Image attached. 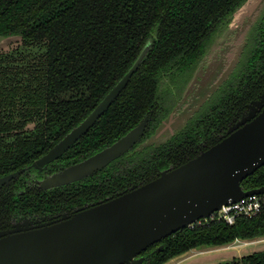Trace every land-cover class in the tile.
I'll list each match as a JSON object with an SVG mask.
<instances>
[{"label":"trees","instance_id":"obj_1","mask_svg":"<svg viewBox=\"0 0 264 264\" xmlns=\"http://www.w3.org/2000/svg\"><path fill=\"white\" fill-rule=\"evenodd\" d=\"M244 1L0 0V35L20 36L15 46L0 50V176L46 153L150 43L125 88L84 135L40 173L30 166L0 189V230L15 210L56 211L93 202L144 183L197 153L192 149L202 137L222 127L264 87V0L220 88L178 133L159 146L137 150L136 144L87 179L45 191L26 185L34 174L39 178L100 150L145 115L150 120L144 136L152 134ZM241 185L263 186L264 164ZM201 222L150 245L140 254L145 257L141 264H163L203 244L218 248L236 238L262 239L264 204L258 215L238 216L232 224L216 218ZM217 264H264V251Z\"/></svg>","mask_w":264,"mask_h":264},{"label":"water","instance_id":"obj_2","mask_svg":"<svg viewBox=\"0 0 264 264\" xmlns=\"http://www.w3.org/2000/svg\"><path fill=\"white\" fill-rule=\"evenodd\" d=\"M246 2L232 14L228 27ZM16 40L20 36L0 35V50ZM149 44L144 45L127 72L93 109L35 159L31 167L40 172L89 130L125 88ZM252 116L240 119L227 136L193 158L164 168L154 178L132 185L114 197L47 221L24 218L13 222L10 228L1 229L0 264H141L145 257L140 254L162 238L198 221L207 222L229 200L236 202L247 195L264 194V185L252 189L241 185L243 179L264 164V107ZM149 120L150 115H145L135 126L90 156L36 180L37 186L45 190L84 179L136 144V149L141 150L165 143L187 121L167 140L153 144L147 141L149 137L140 141L148 130ZM27 168L0 176V188ZM236 241L241 240L236 238L231 243Z\"/></svg>","mask_w":264,"mask_h":264},{"label":"rangeland","instance_id":"obj_3","mask_svg":"<svg viewBox=\"0 0 264 264\" xmlns=\"http://www.w3.org/2000/svg\"><path fill=\"white\" fill-rule=\"evenodd\" d=\"M260 1L261 0H247V2L236 12L228 29L217 40V44L215 43L214 46L216 47L210 49L211 52L209 53V56L205 55L204 59L199 64L196 72L193 75V79L188 85L180 102L174 108L175 110L173 113L164 120V122L158 127L156 132L151 137H147L148 142L153 144L162 143L172 134L177 132L183 126L192 112L196 110L203 102L207 94L213 90L214 86H216V84L220 83L221 80L226 77L228 70L233 65L239 52V35L250 24L254 13L257 11L263 0L261 2ZM259 2L260 4L258 8H256ZM18 41L19 40L10 42L4 49L15 46ZM29 127H31V125ZM258 241L259 242L247 246L237 245L235 247L231 246V243V245H228L229 247L223 246L215 249L212 246L204 244L197 247L196 251L198 249H209V252H205L204 254H194L196 256L190 258L186 262L193 261L196 258L202 260L208 257L206 261L209 262L206 264H217L232 258H238L239 254H248L254 250L264 248V240ZM188 254L193 253L188 252L184 256ZM180 257L181 256H177L169 259L163 264H172Z\"/></svg>","mask_w":264,"mask_h":264},{"label":"flooded vegetation","instance_id":"obj_4","mask_svg":"<svg viewBox=\"0 0 264 264\" xmlns=\"http://www.w3.org/2000/svg\"><path fill=\"white\" fill-rule=\"evenodd\" d=\"M256 14H257V12L256 13H254V15H253V17H252V19L254 20V18L256 17ZM230 22V21H229ZM228 27V25L226 26V28ZM248 27V26H247ZM246 27V28H247ZM225 28V29H226ZM244 30H246V29H244ZM244 32V31H243ZM243 32L239 35V45H240V48H242L241 46L243 45ZM223 33V32H222ZM220 38V36H218L217 37V39L215 40V43L217 44V40ZM216 46H214L213 48H215ZM212 48V49H213ZM211 51L210 50H208V52H207V54H206V56H209V53H210ZM233 67V66H232ZM231 69V68H230ZM229 69V70H230ZM197 70V69H196ZM228 70V71H229ZM196 72V71H195ZM223 80H221V82H222ZM220 82V83H221ZM220 83H218V84H216V86H214V88H213V90H211L208 94H207V96L205 97V99L203 100V102H202V104L204 103V101L206 102V100L207 99H209V97L210 96H213L215 93H216V90H218L219 88H220ZM188 87V86H187ZM187 89V88H186ZM183 97V96H182ZM180 100H181V98H179ZM180 100L178 101V103L180 102ZM177 103V104H178ZM201 104V105H202ZM177 106V105H176ZM175 106V107H176ZM200 106V105H199ZM264 107V87H262V89L260 90V92L258 93V95L255 97V98H252V99H250L249 100V102L248 103H246V105L244 106V108L242 109V110H240V109H238V112H235V115H233L231 118H228V120L227 121H225V123H224V125L222 126V127H217V129H213L210 133L211 134H209L208 136H206V137H202L203 139H200L199 141L200 142H198V143H196L195 144V149L193 148L192 150H197L198 152L197 153H195L192 157H190V158H187L184 162H186L188 159H191V158H193L194 156H196L200 151H202V150H206L207 148H209L210 146H212V145H214L215 143H217V142H219L220 140H222L225 136H227L228 135V132L230 131V130H232V129H234L233 127H235V125H236V123L240 120V119H242L243 117H251L252 115L254 116V115H257L259 112H260V110L262 109ZM175 110V109H174ZM173 110V111H174ZM252 116V117H253ZM31 125V127L30 128H32V124H30ZM29 125V126H30ZM28 126V127H29ZM147 132V131H146ZM146 134V133H145ZM146 137L147 136H143L142 138H141V140H145L146 139ZM140 140V141H141ZM200 143V144H199ZM132 149V148H131ZM130 149V150H131ZM96 152V151H95ZM93 154V153H92ZM91 155V154H90ZM90 155H88V156H90ZM88 156H85V157H83L82 159H80V160H83L84 158H86V157H88ZM79 160V161H80ZM76 162H78V161H76ZM76 162H73V163H76ZM184 162H181V163H184ZM73 163H69V165L70 164H73ZM111 163V162H110ZM181 163H179V164H181ZM179 164H176V165H172V166H177V165H179ZM107 166V165H106ZM105 167V166H104ZM103 167V168H104ZM24 168H27V167H24ZM168 168V167H167ZM28 169V168H27ZM26 169V170H27ZM61 168H59V169H57L56 171H58V170H60ZM102 169V168H101ZM98 171H100V170H96V171H94L91 175H89V176H87V177H85L84 179H87L88 177H90V176H93L95 173H97ZM53 172H55V171H53ZM52 172V173H53ZM23 173V172H22ZM38 173H40V172H38ZM48 174H50V173H42V175L38 178V177H36L35 176V174L34 175H32V176H30V178H28L27 180H26V185L27 186H30V185H34L36 188H38V189H40V190H43V189H41V188H39L38 186H37V183H36V180H38V179H41V178H43L44 176H46V175H48ZM20 175V174H19ZM19 177V176H18ZM18 177H16V178H18ZM16 178H14V179H16ZM14 179H12V180H14ZM84 179H81V180H84ZM11 180V181H12ZM81 180H79V181H81ZM9 183H10V181H9ZM8 183V184H9ZM5 185H7V184H5ZM4 186V185H3ZM2 186V187H3ZM1 187V188H2ZM0 188V189H1ZM128 189V188H127ZM45 190H47V189H45ZM45 190H43V191H45ZM116 194H114V193H112L111 195H108V196H106V197H104V198H100V199H97V200H95V201H93V202H88V203H84V204H82V205H79V206H76V207H70V208H66V207H63V208H61V209H59V210H56V211H52V210H47V209H42V210H33V211H30V210H15L14 212H12V214H11V218H10V220H9V222H8V225H6V228H10L11 226H12V223L13 222H19V221H21L22 219H24V218H31V219H38V220H41V221H47V220H49L50 218H52V217H59L61 214H63L64 212H69V213H71L73 210H75V209H77V208H80V207H83V206H90V205H92V204H96L98 201H101V200H103V199H106V198H110V197H114Z\"/></svg>","mask_w":264,"mask_h":264},{"label":"built area","instance_id":"obj_5","mask_svg":"<svg viewBox=\"0 0 264 264\" xmlns=\"http://www.w3.org/2000/svg\"><path fill=\"white\" fill-rule=\"evenodd\" d=\"M263 204L264 194L247 195L236 202L229 200L221 212L213 213L209 219L216 218L217 220L232 224L238 216L253 217L258 215L262 210ZM201 223V221H198L197 224Z\"/></svg>","mask_w":264,"mask_h":264},{"label":"crops","instance_id":"obj_6","mask_svg":"<svg viewBox=\"0 0 264 264\" xmlns=\"http://www.w3.org/2000/svg\"><path fill=\"white\" fill-rule=\"evenodd\" d=\"M258 240H260V241H263L264 240V238H262V239H257V240H253L252 242H244V241H236V242H233L232 243V245L231 246H233V247H235V246H247V245H250V244H253V243H256V242H259ZM235 243H237V244H235ZM239 243V244H238ZM226 247H229L228 245H226ZM215 249V248H214ZM195 250V249H194ZM191 250L190 252L191 253H193V254H188V255H186V256H181L178 260H176L175 262H173L172 264H206V263H208L209 261H206L207 259H208V257L207 258H205V259H194L193 261H189V262H186L187 260H189L190 258H192V257H194V256H196V255H194V254H204L205 252H209V250ZM254 251H264V248H262V249H258V250H254ZM254 251H252V252H254ZM252 252H250V253H252ZM243 255H245V254H239V256L238 257H241V256H243ZM209 256V255H208ZM209 257H211V256H209ZM235 257V256H234ZM186 262V263H185Z\"/></svg>","mask_w":264,"mask_h":264}]
</instances>
